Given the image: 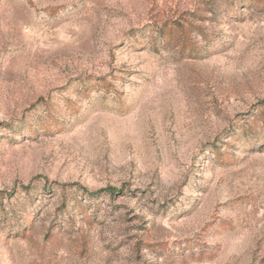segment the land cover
I'll use <instances>...</instances> for the list:
<instances>
[{
    "label": "rangeland",
    "instance_id": "374dc122",
    "mask_svg": "<svg viewBox=\"0 0 264 264\" xmlns=\"http://www.w3.org/2000/svg\"><path fill=\"white\" fill-rule=\"evenodd\" d=\"M0 264H264V0H0Z\"/></svg>",
    "mask_w": 264,
    "mask_h": 264
},
{
    "label": "trees",
    "instance_id": "16d2710c",
    "mask_svg": "<svg viewBox=\"0 0 264 264\" xmlns=\"http://www.w3.org/2000/svg\"><path fill=\"white\" fill-rule=\"evenodd\" d=\"M244 4L247 7V4L246 3H244ZM253 6L251 5V7H253ZM160 32L162 33L161 37L164 39L165 43L169 44V43H171L173 41V32L171 30L170 31H168V30L166 31L164 29H161ZM180 50L182 52H184L186 50V46L183 43H182V46H181ZM190 51L192 52V54H197V52H198L196 50H190Z\"/></svg>",
    "mask_w": 264,
    "mask_h": 264
}]
</instances>
